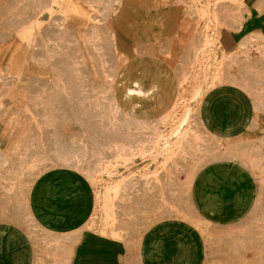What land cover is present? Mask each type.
Here are the masks:
<instances>
[{"label": "bare ground", "instance_id": "1", "mask_svg": "<svg viewBox=\"0 0 264 264\" xmlns=\"http://www.w3.org/2000/svg\"><path fill=\"white\" fill-rule=\"evenodd\" d=\"M62 1L23 0V11L20 12H27L30 17V20L23 21L20 12H15L16 20L8 19L7 13L12 10L14 0H0V4L6 3V7H0V38L6 34L9 38L8 35L18 33L22 27H25L23 40L26 43L50 35L51 39L59 40L63 32L68 33L65 38L72 41L71 53L77 52L80 59L86 60L83 66L85 87L91 93L106 90L118 99L112 103L86 102L81 117L62 118L51 129V137H47L51 147L61 146L62 141L52 136L65 135L64 130L70 128L71 122H76V126L69 134L79 131L83 134L81 153L86 159L83 167L89 175L96 177L95 195L103 198L96 202L95 214L84 229L99 225L97 211L127 214L131 218L130 227L124 228L117 223L113 230L108 228L102 234L123 240L127 246V257L123 262L128 264L130 259L131 264H137L138 245L147 229L164 219L178 217L199 226L205 242L204 264H264V187L260 190L263 199L259 201V208L250 216L238 218L232 226L220 223L206 226L188 211L190 181L201 162L220 151L248 156L253 146L264 137L262 131H256L246 138H221L211 133L201 118L202 101L211 89L226 82H238L240 86V81H243L241 74L233 76L234 72H230L235 58L233 52H236L235 49L245 51L246 44L253 42L252 38L248 37L242 45L237 43L240 47H234L233 52H227L220 46L221 51L213 58L215 31L220 32L223 25L236 27L235 31L239 29L242 23L239 25L238 7H243V0H187L194 3L197 17L189 14L183 28L171 37L135 29V34L140 32V37L131 52L119 47L114 36L116 33L113 34L110 26L121 0H73L71 10L63 7ZM170 1H158L159 14ZM253 1L250 0L251 3ZM47 19H51V25ZM151 20L153 18L150 17ZM160 21L163 22V19ZM204 21L207 23L205 26ZM6 24L8 28L5 32L3 27ZM210 24L213 29L208 31ZM142 25L145 26V23ZM39 33L43 37L37 39ZM40 42L37 41V44ZM256 46L259 50L255 52V58L240 52H244L243 63L251 62L258 72L254 71L253 74L257 75H252V79L248 75L253 71L243 73L247 75L244 78L250 80L243 85L249 86L247 89L254 103L261 106L264 100L259 102L258 93L262 89L260 94H264V50ZM60 61L61 58L57 62ZM107 74L113 78L110 84L104 82ZM252 127L258 129L254 125L250 131ZM143 152L154 159L160 157L159 163L152 169L128 171L113 178L112 183L101 185L104 177L112 176L113 166L119 162H130L135 157L142 158ZM54 236L61 245L46 257V264H72L74 253L68 249L75 248L80 242L82 229Z\"/></svg>", "mask_w": 264, "mask_h": 264}, {"label": "crops", "instance_id": "2", "mask_svg": "<svg viewBox=\"0 0 264 264\" xmlns=\"http://www.w3.org/2000/svg\"><path fill=\"white\" fill-rule=\"evenodd\" d=\"M121 1L118 12L110 20V26L113 28H111L113 34L116 33L114 36L119 42V47L123 50L126 48L127 52L134 50L136 41L140 37V32L135 34V29L171 37L183 28L189 14L197 17V10L194 9L195 5L191 1L171 0L167 8H164L166 10L163 9L159 14L161 10L160 5L158 6L159 0H150L153 6L144 11L145 15L148 14L146 20L128 17L125 26H118L117 18L124 15L126 8L132 7L131 0ZM252 3L258 11L245 10L240 18L239 25L241 23L242 25H238L237 31L234 30L236 27L228 26L227 28L226 25L221 27L218 39L225 51H232L234 47L239 48L240 46L237 47V45L247 42L248 37L252 38L254 34L260 38L257 45L264 50V0H254ZM171 8L174 11L170 22L165 24L164 17ZM247 8L250 7L247 6ZM155 16L160 20L162 18L163 22ZM150 17L153 20L150 21ZM136 22L139 24L136 25ZM204 22L203 26L207 24ZM173 26L175 30L170 32ZM212 27L213 25L208 31L212 30ZM122 34L128 35L131 44L121 43ZM247 44L248 51L247 49L232 51L235 58L230 72H234L233 76L242 75L243 81H240V86L238 82H234L236 85L231 82L217 85L205 95L201 104L203 123L211 133L221 138L234 140L238 137L246 138L256 131L264 133V104L257 106L251 92L247 89L249 86L243 85L250 81L246 80L247 75L243 73L253 71L251 75H248L250 79L253 78L252 75L254 77L257 75L253 74L254 71L258 73L251 62L243 63L241 59L244 52L250 56L254 55L251 58H255L259 50L252 41ZM235 61H239L238 64ZM250 66L254 70H249ZM260 95L259 102L264 100L262 97L264 94ZM254 125H257L258 129L254 130L252 127L251 132L250 127ZM59 173H61L60 170L53 171L36 183L31 194V207L35 218L44 227L60 233L82 229V238L74 249L72 264H124V262L126 264V261L123 262L125 256L127 257L126 243L121 239L102 234L101 229L105 226L103 219L99 225L84 229V225L96 210V195L89 180L80 174L89 184L90 190L87 185L79 183L78 180L64 179ZM190 185L188 211L197 218L198 222L209 227L219 223L223 226H232L238 218L250 216L251 212L259 208V201L263 199L260 190L264 187V137L253 146L248 156L232 151L216 152L195 168ZM121 220L127 223L128 217ZM138 251L136 256L139 263L137 264L205 263V242L202 233L195 225L177 217L164 219L147 229L140 239ZM34 258L33 244L27 234L13 224L0 222V264H34ZM128 261H130L128 264H131V260Z\"/></svg>", "mask_w": 264, "mask_h": 264}, {"label": "rangeland", "instance_id": "3", "mask_svg": "<svg viewBox=\"0 0 264 264\" xmlns=\"http://www.w3.org/2000/svg\"><path fill=\"white\" fill-rule=\"evenodd\" d=\"M131 1L132 7L117 18L118 26H125L126 20L131 17L146 20L144 11L153 6L150 0ZM62 2L67 10L72 9L73 0ZM241 5L243 7H238L239 20L245 10H257L250 0H243ZM0 7H6V3H1ZM20 11H23V0H14L12 10L7 13L8 19L16 20L15 12ZM173 11L171 8L166 12L165 24L170 22ZM19 15L23 21L30 20L27 12H20ZM47 20L51 25V19ZM7 28L6 24L3 30L6 32ZM154 29L156 30V27ZM174 30L175 26L170 32ZM24 33L25 27H22L18 33L8 35L9 38L6 37L7 34L0 38V222H7L22 229L33 244L34 264H46V257L54 248L61 245L54 236L60 232L44 227L34 216L31 194L36 183L42 177L49 176V173L60 170L61 177L78 180L90 190L89 184L83 178L85 176L91 183L94 193L97 187L94 184L96 177L89 175L83 167L86 160L81 153L83 134H80V131L74 135L69 134V131L75 128L76 122H71L70 128L64 130L65 135L52 136L62 141L61 146L51 147L47 137H51V129H54L62 118L69 120L81 117L86 102L112 103L118 99L112 97L106 90L91 93L85 87L83 66L86 60L80 59L77 52L71 53L72 41L65 38L68 33L63 32L59 40L51 39V35L42 38L43 34L39 33L37 39L42 40L35 39L29 43L23 40ZM219 34L220 32L216 30L214 59L221 51ZM252 38L257 45L260 38L257 34ZM37 41H41L40 44H37ZM121 43L130 44L126 34L121 35ZM59 58L61 61L58 63ZM213 63L215 64L211 62ZM21 72L23 76L19 77ZM112 80L108 74L105 75L104 82L110 84ZM261 92L262 89L258 94ZM141 157H135L127 163H117L111 168L112 176L104 177L101 185L112 183L113 178L125 175L124 173L128 171L152 169L160 161V157L154 159L147 152H143ZM101 198L96 195V202L103 199ZM97 214L100 222L101 219L105 222L101 232L108 228L113 230L117 223L124 228L131 225V218L124 213L115 215L97 211ZM127 217V223L121 220ZM196 227L200 230L199 226ZM76 232L77 230L72 233ZM74 249L69 247L68 251L74 253Z\"/></svg>", "mask_w": 264, "mask_h": 264}]
</instances>
